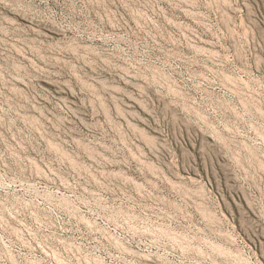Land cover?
<instances>
[{
  "label": "rangeland",
  "instance_id": "1",
  "mask_svg": "<svg viewBox=\"0 0 264 264\" xmlns=\"http://www.w3.org/2000/svg\"><path fill=\"white\" fill-rule=\"evenodd\" d=\"M0 264H264V0H0Z\"/></svg>",
  "mask_w": 264,
  "mask_h": 264
}]
</instances>
